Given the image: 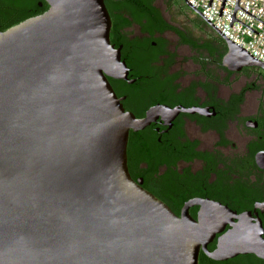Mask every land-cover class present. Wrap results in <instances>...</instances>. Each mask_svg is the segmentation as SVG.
Returning a JSON list of instances; mask_svg holds the SVG:
<instances>
[{"label": "water", "instance_id": "obj_1", "mask_svg": "<svg viewBox=\"0 0 264 264\" xmlns=\"http://www.w3.org/2000/svg\"><path fill=\"white\" fill-rule=\"evenodd\" d=\"M45 1V11L0 31V264H199L201 249L214 260L264 257L261 233L229 206L192 198L177 215L132 177L130 129L151 113L126 111L108 80L127 78V65L110 42L105 2ZM238 2L229 24L259 33L235 17L241 8L264 22ZM186 3L225 40V66L264 70Z\"/></svg>", "mask_w": 264, "mask_h": 264}, {"label": "flooded vegetation", "instance_id": "obj_2", "mask_svg": "<svg viewBox=\"0 0 264 264\" xmlns=\"http://www.w3.org/2000/svg\"><path fill=\"white\" fill-rule=\"evenodd\" d=\"M104 2L110 42L121 47L127 65V78L108 80L126 111L136 118L151 113L150 122L129 135L159 150L161 162L151 178L158 197L177 215L192 198L220 201L264 239V70L225 66V40L186 0ZM46 9H31L32 15ZM199 210V204L188 207L194 218ZM231 228L226 224L209 250ZM208 264H264V257L247 252Z\"/></svg>", "mask_w": 264, "mask_h": 264}, {"label": "built area", "instance_id": "obj_3", "mask_svg": "<svg viewBox=\"0 0 264 264\" xmlns=\"http://www.w3.org/2000/svg\"><path fill=\"white\" fill-rule=\"evenodd\" d=\"M189 1L225 36L264 61V22L243 9L237 8L235 17L259 33L238 20H234L230 25L236 0H225L221 15L219 12L223 0H211L210 5L208 4L209 0ZM238 4L264 21V0H239Z\"/></svg>", "mask_w": 264, "mask_h": 264}, {"label": "trees", "instance_id": "obj_4", "mask_svg": "<svg viewBox=\"0 0 264 264\" xmlns=\"http://www.w3.org/2000/svg\"><path fill=\"white\" fill-rule=\"evenodd\" d=\"M43 2L42 8L39 7V2ZM39 9V11L47 8V2L45 0H3L2 4V19L3 29H6L30 16H33L32 10ZM200 19V20H199ZM197 22H202L203 19L199 18ZM221 38V37H220ZM223 41V39L221 38ZM264 74V71H262ZM128 154V167L134 174V178L138 179L143 177V186L153 192L156 196V187L152 183L151 178L157 172V167L160 164L159 150L156 146L149 148L144 145L140 136L134 132L129 135V142L127 147ZM146 163L147 168H141V163ZM211 258H208L202 254L199 258V264H208L213 262Z\"/></svg>", "mask_w": 264, "mask_h": 264}, {"label": "rangeland", "instance_id": "obj_5", "mask_svg": "<svg viewBox=\"0 0 264 264\" xmlns=\"http://www.w3.org/2000/svg\"><path fill=\"white\" fill-rule=\"evenodd\" d=\"M194 12V11H193ZM195 14V13H194ZM214 30V29H213ZM215 31V30H214ZM216 32V31H215ZM217 33V32H216ZM244 79H246L245 77H244Z\"/></svg>", "mask_w": 264, "mask_h": 264}]
</instances>
